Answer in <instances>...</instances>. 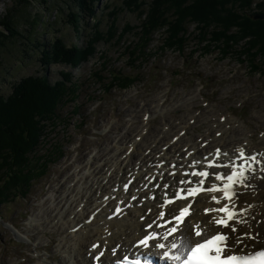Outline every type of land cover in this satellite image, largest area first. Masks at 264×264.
Instances as JSON below:
<instances>
[{
  "label": "rangeland",
  "instance_id": "rangeland-1",
  "mask_svg": "<svg viewBox=\"0 0 264 264\" xmlns=\"http://www.w3.org/2000/svg\"><path fill=\"white\" fill-rule=\"evenodd\" d=\"M125 1L99 0L94 16H86L80 0H0V134L20 136L24 132V140L28 134L25 129L30 126L35 133L41 118L35 113L43 99H49L50 88L68 79L77 84L66 105L56 106L61 119L55 122V131L52 129L45 141L51 144L49 150L54 151L49 159L56 163L37 171L46 174L36 178L32 187H28L30 190H25L27 197H18L0 209V264H36L47 261L52 254L60 257L55 243H47L50 231L35 229L27 234L31 216L86 154L105 146L107 133L113 137L126 125H138L142 114L139 112L138 119L133 114L148 103L162 99L170 109L166 119L160 113L167 107L145 110L144 115L150 112L151 130L164 121L189 124L184 120L190 119L186 137L197 136L213 123H221L225 125V130L218 132L222 138H233L232 133L243 127L252 145L264 144V42L259 43L264 36L260 35L264 28V0L252 3L244 0L243 6L232 8L241 26L249 24L245 16L252 17L256 27L259 26L249 31L252 33L241 27L239 35L236 31L228 33L232 42L219 44L216 38L226 26L217 29L214 25L190 21L183 46L167 47L175 40L160 29L154 33V56L144 55L135 64L128 48L140 42L138 32L146 17L140 12L153 0H144L147 3L140 8L129 7ZM78 21L79 26L75 27ZM13 27L21 36L14 33ZM110 30H116L115 37L105 35ZM246 33L250 36L234 41ZM93 38L99 40L96 53L78 66L55 62L56 43L86 50ZM137 59L133 57L134 61ZM118 71L137 80L136 83L129 88L109 89L111 77ZM191 96L194 99L184 101ZM175 102L181 106H173ZM154 112L157 114L152 117ZM40 113L43 115V110ZM56 146L63 152L52 149ZM11 147L3 151L9 152ZM259 192L257 204L264 202V186Z\"/></svg>",
  "mask_w": 264,
  "mask_h": 264
},
{
  "label": "bare ground",
  "instance_id": "bare-ground-1",
  "mask_svg": "<svg viewBox=\"0 0 264 264\" xmlns=\"http://www.w3.org/2000/svg\"><path fill=\"white\" fill-rule=\"evenodd\" d=\"M190 98L194 99V96L186 97L184 101ZM176 103L178 102H175L173 106H177ZM158 106L168 108V110L160 113L166 119V114L170 109L162 102V99L156 101L155 104L148 103V105L142 106L140 110L143 113L136 110L133 114L135 119L141 117L142 114V120L138 125H126L120 131H117L113 137L111 133H107L105 135V146L99 151L86 154L83 161L79 162L69 174H65V179H60V183L58 182L60 186L51 189L48 198L41 203V208L31 216L30 229L27 234H31L35 229H38V232L50 231L47 243H55L56 252L60 254V257L52 254L47 257V261L41 260L36 264H88L93 263L91 261L101 251L104 252V256L100 260L108 263L128 251L133 253L148 252V249H138L134 245L146 229L147 224L156 219L160 190H156L157 200H144L143 204L138 201H131L130 196L141 183H147L144 179L145 176L157 171L150 165L164 162V168L159 169V171H164V169H169L170 163L175 164L177 169H180V165L184 164L185 169L191 172L192 169L188 165L193 160L203 161L206 156L211 160L214 155L209 154H214L216 149H220L221 153L227 152L231 156H236L238 149H243L251 154L264 152V144L260 146L252 145L243 127H240L236 133L233 132V136H231L233 138L229 139L217 135L219 131L225 130V125L221 123H213L203 132L204 134L200 133L197 136L186 137V128H189L190 119L188 121L184 120L189 124H170L164 121L161 126L151 130L149 127L150 112H146L145 115L144 113L146 109L152 108L154 111ZM155 114L157 113L154 112L152 117ZM206 119L201 121H207ZM168 122L171 121L168 120ZM112 128L113 126L110 132ZM175 136H178L177 140H175ZM188 153L192 155H188ZM223 159L224 157L221 155V160ZM137 164L139 165L138 168ZM197 167H202V165L198 164ZM177 169H169L170 171H176L174 178L165 171L164 181L167 182L173 179L178 181L181 179L182 169ZM209 171L227 170L213 168ZM130 172L135 176V180L129 187L128 193L125 194L122 191L113 193L112 189L118 184L127 182ZM258 175L260 174L258 173ZM159 179V176H157V181ZM184 179H187V177H184ZM196 179L198 178L193 177V180ZM157 181H153V183ZM251 183L257 185L258 190L255 193L250 190L247 191L240 197V201H247L255 206L252 211L256 219L251 222L252 227L254 231L260 232L261 236H264V202L257 204L260 194L259 189L264 186V180L253 179ZM208 186L209 184L206 181L204 187L207 188ZM112 195H115L116 199H104L105 196ZM148 195L150 193L145 190L138 193L142 200ZM220 195V192L204 191L200 192L195 198L189 197L188 200H176L168 208L178 212L181 207L194 199L192 215L186 218L185 223L187 224L189 220H192L193 223L196 221L207 222L215 214L209 213L206 215L204 209L219 207L220 205L215 204L211 197H219ZM121 198L124 199V204L119 203ZM128 203L132 204L131 208L126 206ZM118 205L123 211L121 214L115 215L114 209ZM149 208H151V212L148 211ZM63 218H66V221H62ZM165 219H168L167 215ZM160 223H163V221H160ZM51 227H54V230H51ZM168 227H172V225H168ZM152 230L165 231L155 227ZM52 233L56 234V237ZM193 238L195 239V237ZM169 241L174 242L177 248L165 250L173 254L181 252L184 247L182 233L177 232L168 241L164 242L167 244ZM93 245H99V247L93 248ZM113 248H116L115 254H113ZM152 251L161 253V250L155 248Z\"/></svg>",
  "mask_w": 264,
  "mask_h": 264
},
{
  "label": "snow or ice",
  "instance_id": "snow-or-ice-1",
  "mask_svg": "<svg viewBox=\"0 0 264 264\" xmlns=\"http://www.w3.org/2000/svg\"><path fill=\"white\" fill-rule=\"evenodd\" d=\"M188 155L192 154L188 153ZM209 155H214V158L209 160L206 156L203 161L193 160L188 165L192 169L191 172L185 169L184 164H181L180 169H177L175 164L170 163L169 169H182L181 179L178 181L174 179L164 181L165 171L173 178L176 176V171L169 169L159 171L164 168V162L150 165L157 171L145 176L144 179L147 183H141L130 196L131 201L143 204L144 200H157L156 190H160L156 219L147 224L146 229L134 245L138 249H148V252L143 253V264H153L152 258L158 255L152 251L153 248L161 250L159 259L165 264H173L176 261H179L180 264H264V236H261L260 232L254 231L251 223L256 219L252 211L255 206L247 201H240V197L247 191L255 193L258 190V186L251 183L253 179L264 180V152L251 154L243 149H238L237 155L231 156L227 152L221 153L220 149H216L214 154ZM221 155L224 157L223 160H221ZM198 164L202 167L198 168ZM213 168L226 169L227 171L210 172L209 170ZM157 176L160 178L159 181H157ZM193 177L198 179L193 180ZM210 177L211 179H209ZM133 180H135V176L130 172L127 182L118 184L112 189V192L122 191L127 194ZM153 181L157 182L153 183ZM206 181L209 184L207 188L204 187ZM186 185L187 187H185ZM141 190L149 192L150 195L142 200L138 196ZM204 191L221 193L219 197H211L215 204L220 205L219 207L204 209L206 215L215 214L207 222L196 221L193 223L192 220H189L187 224L185 223V219L192 215L194 199L181 207L178 212L168 208L176 200L195 198ZM109 198L116 199V196L104 197L105 200ZM119 203L124 204V199L121 198ZM126 206L131 208L132 204L128 203ZM122 211L123 209L118 205L114 209V214L119 215ZM148 211L151 212V208ZM166 215L168 219H165ZM168 225H172V227H168ZM154 227L165 231H154L152 230ZM177 232L183 235L184 247L180 253L173 254L165 249H175L177 245L171 241L166 244L164 241H168L169 237ZM98 247L99 245H93V248ZM112 251L115 254L116 248H113ZM102 256H104L103 251L95 259L100 261ZM130 264H141L140 256L137 255V258Z\"/></svg>",
  "mask_w": 264,
  "mask_h": 264
},
{
  "label": "trees",
  "instance_id": "trees-1",
  "mask_svg": "<svg viewBox=\"0 0 264 264\" xmlns=\"http://www.w3.org/2000/svg\"><path fill=\"white\" fill-rule=\"evenodd\" d=\"M80 1L83 5L82 10L86 12V16H94V7L96 6L95 3L99 0ZM138 1L139 0H126L125 4H128L129 7L134 6L140 8L147 3L144 0L141 2ZM253 1L254 0H250L249 2L252 3ZM243 2L244 0H199L197 3L195 0H166L164 3L158 2V0H153L149 2L148 8H143L140 12L141 16L146 14V17L143 19V25L140 27L141 29H139L141 31L138 32V34L140 33L141 36L140 42L133 43L132 46L128 48L132 63L135 64V62L141 60L144 55L150 56L151 58L154 56V53L156 52L154 51L156 47L152 45L154 41V33L160 29H164L163 32H167L170 38L175 40V42L168 43L167 47L169 48H175L176 46L181 47L186 43L187 39L184 41L188 31L186 28L191 22L206 23L212 26L214 25L217 26V29H220L221 26L228 27V30H226L225 27L224 30H222V35L216 38L218 40L217 43L219 44L223 42H225V44L232 42L228 33H233V31H236V33L238 32L239 35L241 32V27L245 31L248 29V33H252L249 32L251 29L259 27H256L257 25H255V22H253L252 17L250 15L245 16L243 14V16H245L247 19L246 21H248L250 25L242 24L241 26L239 23H237L238 15L232 11L235 7H237V5L243 6V4H245ZM156 4L159 5L156 6ZM248 4L246 3L245 6ZM228 10L231 12L224 15L223 13L227 12ZM221 16H223L224 20H222ZM81 17L83 16H80V18ZM79 23L80 21L76 23L75 27H77ZM233 27H235V30ZM236 28L239 30H236ZM13 30L16 35L21 36V34L17 32V29L13 27ZM127 32L128 31L122 34H126ZM116 33V30H110L107 33L105 32V35L115 37ZM248 33L237 38L236 40H233L238 42L245 37L250 36ZM261 33L262 34L260 35H264L263 27ZM121 37L122 35L119 38ZM203 40H201V42H203ZM98 41L99 40L97 38H93L90 47H88L86 50H83L82 48L71 49L63 44V42L59 44L57 41L58 43H56L54 49L55 55L57 54V59L55 62H70L76 67L79 65V62L92 57L96 53ZM261 42H264V36L263 40H261L259 43ZM133 57L138 59L134 61ZM131 79L132 78L129 76H124V74L118 71V74H113L111 77L109 89L114 87H118L120 89L129 88L137 81ZM76 86L77 84L73 82L70 83L68 79L64 81V83L59 82L53 87V89L50 88L52 91L48 95L49 99L43 100L39 109L40 111L37 110V113H35V115L39 114L41 116L40 123L38 122L36 125V132L34 133L32 126H30L28 129H25L28 131L26 137L27 139L25 138L23 140L24 132L21 133L20 136H7L6 133L0 134V137L4 139L0 141V143H3V146L0 144V209L3 205L14 201L18 197H27L28 194L27 191L25 193V190H30L28 187H32L36 178L42 177L46 174H43L42 172L37 173V171H41L43 168L49 169L51 164L53 165L56 163L49 159V154L53 153L54 151L52 152L49 150L51 144L49 145V143H46L45 141H48L47 138L50 137V133L54 128L55 122L61 119L59 112L56 111V106L58 103H61V105H66L68 95L70 97L74 93V88H76ZM53 105L55 107L51 110ZM34 110L36 111V109ZM42 110L43 115L40 113ZM45 111L48 112V114H46ZM53 131L55 130L53 129L52 132ZM11 145V151H3V148H8ZM52 149L57 151L60 150L59 152L61 153L63 152L62 149L58 148L57 146L53 147Z\"/></svg>",
  "mask_w": 264,
  "mask_h": 264
}]
</instances>
